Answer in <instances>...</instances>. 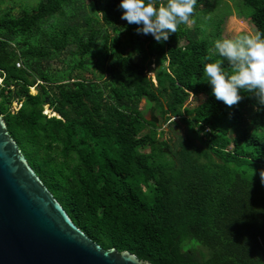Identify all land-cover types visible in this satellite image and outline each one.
I'll use <instances>...</instances> for the list:
<instances>
[{
    "label": "trees",
    "instance_id": "trees-1",
    "mask_svg": "<svg viewBox=\"0 0 264 264\" xmlns=\"http://www.w3.org/2000/svg\"><path fill=\"white\" fill-rule=\"evenodd\" d=\"M6 1L0 115L73 223L151 264H264V105L247 90L225 105L203 71L222 59L213 44L229 3L216 14L203 6L220 0H197L193 26L157 43L121 19L120 0H41L18 16L1 12ZM234 1L264 32V0ZM174 119L187 129L176 143Z\"/></svg>",
    "mask_w": 264,
    "mask_h": 264
},
{
    "label": "water",
    "instance_id": "water-1",
    "mask_svg": "<svg viewBox=\"0 0 264 264\" xmlns=\"http://www.w3.org/2000/svg\"><path fill=\"white\" fill-rule=\"evenodd\" d=\"M149 120V119H148ZM0 264H151L103 249L41 181L0 115Z\"/></svg>",
    "mask_w": 264,
    "mask_h": 264
},
{
    "label": "clouds",
    "instance_id": "clouds-1",
    "mask_svg": "<svg viewBox=\"0 0 264 264\" xmlns=\"http://www.w3.org/2000/svg\"><path fill=\"white\" fill-rule=\"evenodd\" d=\"M197 0H120L121 19L138 25V35H151L157 43L166 42L181 24L192 22ZM213 51L222 59L206 63L203 71L212 94L231 107L242 100L241 90L255 93L264 105V32L218 38ZM225 60L234 69L224 70ZM264 182V171L260 173Z\"/></svg>",
    "mask_w": 264,
    "mask_h": 264
},
{
    "label": "rangeland",
    "instance_id": "rangeland-1",
    "mask_svg": "<svg viewBox=\"0 0 264 264\" xmlns=\"http://www.w3.org/2000/svg\"><path fill=\"white\" fill-rule=\"evenodd\" d=\"M40 1L41 0H7L3 4V6L1 7V12L8 10V9H12L13 15L18 16L21 13V11L25 8H27V9L36 8ZM93 1L94 0H85V4L89 5ZM227 3H229V5H230V11L231 12H230L229 16H227V18L223 24V36H224V38H235L239 35H244V34L254 36L256 33V30H255L253 24L250 22V20L247 19V17L244 14L235 12L233 10L232 6H234V4H235L234 0H220L219 4H217V3L213 4V3H210L208 1V3L206 5H204L203 7L209 8V7L215 6L214 8H216V14H219L221 9L223 10V8H226ZM227 10H229V9H227ZM189 26H193V24L189 23ZM108 33L110 34L111 37L115 36V33L111 29H108ZM122 38H125L124 33L122 34ZM63 59L68 60V54H65L63 56ZM52 66H53L54 70H59V69L66 67V66H64L63 63H59V62L52 64ZM107 67H108V64H105L104 65L105 71H106ZM153 68H155L154 65H153ZM95 72L97 73L96 74L97 76H99L101 73L98 70H96ZM149 75L155 80L156 76H155L154 72H151ZM83 76L88 80H94V76L92 73H83ZM106 76H107V74H105V77ZM31 92L33 94H36L35 89H32ZM194 105H196V101L191 100L189 102V105H188L189 111L193 110ZM140 108L144 111L146 118L149 120H152V116H151L152 114H151V111H149L147 109L146 101H143L141 103ZM44 113L51 115V112L47 107L45 108ZM174 121H176L179 124L178 119H174ZM164 128H166L165 129L166 136L169 139H172L174 143H176L178 141L180 136L185 135L187 132L186 126L183 125L182 123L179 124V126H171V127H168V125H165Z\"/></svg>",
    "mask_w": 264,
    "mask_h": 264
},
{
    "label": "built area",
    "instance_id": "built-area-1",
    "mask_svg": "<svg viewBox=\"0 0 264 264\" xmlns=\"http://www.w3.org/2000/svg\"><path fill=\"white\" fill-rule=\"evenodd\" d=\"M17 67H18V68L22 67L21 62H18V63H17ZM19 109H20V105H19L18 103H15V104H14V108H13V112H14V111H17V110H19Z\"/></svg>",
    "mask_w": 264,
    "mask_h": 264
}]
</instances>
